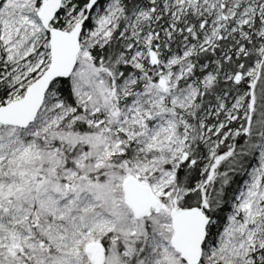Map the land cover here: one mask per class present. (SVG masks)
Masks as SVG:
<instances>
[{
  "label": "snow or ice",
  "instance_id": "obj_1",
  "mask_svg": "<svg viewBox=\"0 0 264 264\" xmlns=\"http://www.w3.org/2000/svg\"><path fill=\"white\" fill-rule=\"evenodd\" d=\"M0 264H264V0H0Z\"/></svg>",
  "mask_w": 264,
  "mask_h": 264
}]
</instances>
